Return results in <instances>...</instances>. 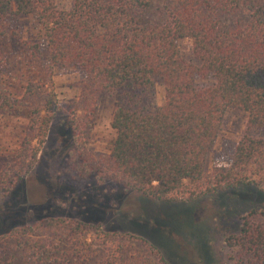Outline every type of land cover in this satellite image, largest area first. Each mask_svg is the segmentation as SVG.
Wrapping results in <instances>:
<instances>
[{
    "label": "trees",
    "instance_id": "1",
    "mask_svg": "<svg viewBox=\"0 0 264 264\" xmlns=\"http://www.w3.org/2000/svg\"><path fill=\"white\" fill-rule=\"evenodd\" d=\"M154 3L74 0L70 9H59L56 0H0V120L25 119L17 145L0 158V211L17 201L58 121L70 133L66 162L73 179L102 189V202L116 205L114 196L128 193L177 207L227 193L232 195L226 201L235 200L251 190L264 199V0H173L165 21L142 24L138 12ZM23 18H35L42 27L50 68L83 76L84 115L61 117L52 83L30 82L19 96L6 84L10 62L4 41L19 35ZM185 39L199 64L183 56L179 41ZM25 46L41 60L39 44ZM201 80L207 83L201 86ZM158 82L164 87L162 104ZM100 94L115 99V139L107 154L89 148ZM228 110L243 112L247 129L230 165L209 170ZM91 201L84 210L101 209L100 201ZM57 202L47 200L28 213L24 206L19 214L13 211L0 227V264L10 244L24 253L26 264H177L147 238L51 214ZM89 237L104 254L86 250ZM128 241H141L151 257L125 260ZM64 248L72 249L60 262ZM222 250L226 264H264V205L240 215L236 228L225 232Z\"/></svg>",
    "mask_w": 264,
    "mask_h": 264
},
{
    "label": "rangeland",
    "instance_id": "2",
    "mask_svg": "<svg viewBox=\"0 0 264 264\" xmlns=\"http://www.w3.org/2000/svg\"><path fill=\"white\" fill-rule=\"evenodd\" d=\"M74 0H56L59 9H70ZM173 0H155L152 8L138 12L142 24H160L166 19V6ZM19 35H10L4 41L5 52L9 56V70L5 82L15 96L23 93L30 82L52 83L58 95L63 112L61 117H70L73 112L85 114L86 96L82 87L83 76L73 70L52 69L49 51L42 27L35 18H23L18 23ZM25 41L36 43L41 48V60L33 59ZM183 56L199 64L194 56L192 42L179 41ZM206 81H199L201 86ZM159 104L164 102V87L156 85ZM115 110V99L108 94H100L99 106L89 139V148L96 154H107L112 148L115 132L111 123ZM25 119L21 115L0 120V158L4 159L11 148L17 145ZM64 122H56L48 134L47 141L39 155V164L27 177L13 204L0 211V227L7 224L21 206L29 211L39 208L47 200L58 201L51 214L79 219L101 225L108 231L132 234L155 242L177 264H226V252L222 250V239L226 231L234 230L243 212L255 205H264V199L256 190L237 194L235 200L226 201L228 195L204 198L192 204L167 207L145 201L134 194L120 193L114 202H102L98 196L102 189L89 187L73 179L67 157V134ZM247 129V116L238 110L226 112L214 152L208 160V169L229 166L234 149ZM98 191V192H97ZM78 198L86 200L77 203ZM100 201L101 209L95 213L85 205ZM87 203V204H86ZM97 203V202H96ZM98 205H96V208ZM28 216V215H27ZM26 223V219H25ZM5 257V264H26L24 253L14 249L13 244ZM88 252L104 254L105 248L94 238H87ZM125 260L136 256H146L147 247L141 241L126 242ZM72 248H64L58 260ZM154 264L156 260H154Z\"/></svg>",
    "mask_w": 264,
    "mask_h": 264
}]
</instances>
